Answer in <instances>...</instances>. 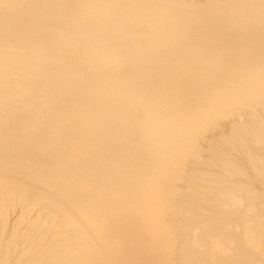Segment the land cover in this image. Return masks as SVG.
I'll list each match as a JSON object with an SVG mask.
<instances>
[{"label":"bare ground","instance_id":"obj_1","mask_svg":"<svg viewBox=\"0 0 264 264\" xmlns=\"http://www.w3.org/2000/svg\"><path fill=\"white\" fill-rule=\"evenodd\" d=\"M0 264H264V0H0Z\"/></svg>","mask_w":264,"mask_h":264}]
</instances>
